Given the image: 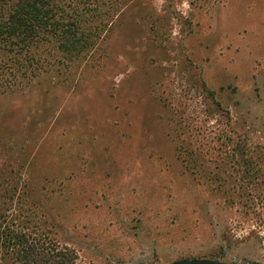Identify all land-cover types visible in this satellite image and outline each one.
<instances>
[{
	"label": "rangeland",
	"instance_id": "1",
	"mask_svg": "<svg viewBox=\"0 0 264 264\" xmlns=\"http://www.w3.org/2000/svg\"><path fill=\"white\" fill-rule=\"evenodd\" d=\"M121 2L94 57L0 92V264H264V0Z\"/></svg>",
	"mask_w": 264,
	"mask_h": 264
},
{
	"label": "trees",
	"instance_id": "2",
	"mask_svg": "<svg viewBox=\"0 0 264 264\" xmlns=\"http://www.w3.org/2000/svg\"><path fill=\"white\" fill-rule=\"evenodd\" d=\"M121 5V0H0V92H17L46 73L52 61L69 67L94 57ZM78 260L68 248L39 254L33 247L20 259L23 264Z\"/></svg>",
	"mask_w": 264,
	"mask_h": 264
},
{
	"label": "water",
	"instance_id": "3",
	"mask_svg": "<svg viewBox=\"0 0 264 264\" xmlns=\"http://www.w3.org/2000/svg\"><path fill=\"white\" fill-rule=\"evenodd\" d=\"M173 264H227V263L216 260H190V261L177 262Z\"/></svg>",
	"mask_w": 264,
	"mask_h": 264
}]
</instances>
